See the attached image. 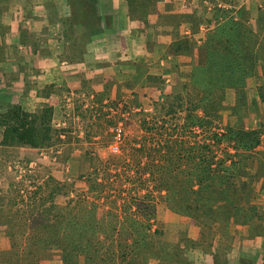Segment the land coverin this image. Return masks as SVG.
<instances>
[{
  "label": "rangeland",
  "instance_id": "obj_1",
  "mask_svg": "<svg viewBox=\"0 0 264 264\" xmlns=\"http://www.w3.org/2000/svg\"><path fill=\"white\" fill-rule=\"evenodd\" d=\"M8 1L17 2V7L8 10L4 6ZM54 2L63 3L65 12L60 7L52 12ZM87 2L0 0V15L6 12L9 21L0 25V31L7 38L9 33L19 38L17 43L7 41L6 47L19 53L23 68L30 65L22 70L26 80L21 89L14 88L15 72L0 74V112L10 104L28 112L48 107L52 131L51 143L44 147L0 144L6 148H0V250L10 247L7 224L14 232L12 242L24 250L26 241L18 233L28 232V214L51 205H84L103 221L98 240L104 245L97 246L103 264H119L120 253L129 249L134 250L133 264H213L208 244L212 251L223 250V264H241L242 258L264 264V65L259 63L262 66L243 75L242 82L230 85V75H240L238 71L233 66L230 72L222 56L214 52L210 59L204 49L209 38H217L221 41L218 49L228 58L240 60L245 47L258 56L264 54V0ZM38 7L45 10L41 18L48 21L47 30V26L36 29L33 25ZM152 14L155 20L149 22ZM88 19L91 23L82 25ZM159 26L169 30L161 41L153 40L150 34ZM120 30L127 34L124 39L116 33ZM141 33L146 37L144 45L138 40ZM100 37L103 40L94 39ZM216 41L209 43L213 51ZM138 47L139 55L131 57ZM49 48L54 51L51 58L46 56ZM88 53L89 58H84ZM49 59L61 72L80 59L88 62V69L76 87L63 79L37 85L36 80L45 78L49 67L44 63ZM7 75L11 79L5 80ZM192 112L204 116L202 126L189 125ZM184 122L188 124L183 126ZM227 125L257 131L255 146L242 153L249 164L245 171L253 176L244 204L253 206L255 214L248 224H230L227 237L215 233L206 241L207 233L203 236L196 221L166 207L164 190L156 187L160 176L143 167L150 164L152 169L158 160L151 153L154 157L149 161L148 148L159 146L169 136L210 143L211 133L219 135ZM218 148L234 152L225 141ZM210 149L219 155V150ZM247 177L243 173L241 180ZM256 214L262 215L260 220ZM49 250L37 254L35 264H86L81 255L63 262L56 248Z\"/></svg>",
  "mask_w": 264,
  "mask_h": 264
},
{
  "label": "trees",
  "instance_id": "obj_2",
  "mask_svg": "<svg viewBox=\"0 0 264 264\" xmlns=\"http://www.w3.org/2000/svg\"><path fill=\"white\" fill-rule=\"evenodd\" d=\"M74 1L76 2V0ZM93 1L89 0L90 3H87L93 5ZM88 12L92 17L91 11ZM89 21L90 19L85 20L82 25L90 24ZM84 32L87 34L85 30ZM217 32L215 30L213 34L215 35ZM216 40L217 38L212 40L209 38L204 49H206L210 59L214 52H217L216 56H222V60H225L224 63H229L230 72H232L233 66L234 71H238L240 75L233 76V78L230 75V85L242 82V76L245 77L253 73L259 63L264 65V54L259 56L253 54L251 49L247 47H245L246 51L239 55L240 60H237L235 56L232 59L226 57V54L218 49L221 48V41ZM211 41H216L215 46L217 48L215 51L210 48L209 43ZM208 49L210 50L208 51ZM216 56L214 57L216 58ZM217 60L219 59L216 58ZM226 60L230 61L227 62ZM207 63L209 64L210 61ZM203 107L205 108V106ZM196 108L197 106H195ZM49 118L50 108L48 107H43L37 112H28L18 104L7 105L5 110L0 112V144L28 147L47 146L51 143L52 138ZM187 118L189 119V115ZM203 118L204 116L192 112L189 125L202 126ZM182 124L186 126L188 123ZM210 139H212L210 143L199 144L195 140L190 142L183 135L171 138L169 136L159 146L147 147L146 155L149 161L154 155L158 160L155 163L151 162L153 163L152 169H150V164L143 167V170L148 169L150 174H153V169L156 170L157 175L160 176L156 181L158 183L156 187L164 190L163 200L166 207L173 212H182L196 221L200 229L203 230V236L207 233L206 241H209L215 233L225 238L227 237L226 228L230 224H248L253 218L255 214L253 206L244 204L252 191L251 180L253 176L245 171V167L249 164H245V154L242 157V153L252 149L258 141L257 131L244 130L241 127L234 128L229 125L225 126L224 132L222 131L219 135L216 132L211 133ZM220 141H225L226 146L229 145L234 149V152L229 153L224 148H218ZM141 146L146 147L145 144H141ZM211 146L214 147V152L219 150V155L212 152ZM151 153L154 155L151 156ZM243 173H246L248 177L241 180ZM242 196H244V200H242ZM243 205H247V207ZM44 210L49 211L48 216L40 214ZM36 212L38 214H28L30 216L28 232L26 234L24 231L18 233V237L26 241L25 251L22 248L19 249V245L12 242L14 234L12 226L6 225L8 229L5 233L10 239V247L5 251L0 250V262L5 264H35L39 257L37 254L42 253L44 249L47 253L50 251L49 247L53 246L63 262L71 259V257L81 255L86 264H103L101 262L103 253L99 250L104 245V241L98 240V233L104 230L102 229L103 221L95 215L92 208L86 209L84 205L82 208L73 206L57 208L51 205L48 209L37 208ZM256 215L257 219L260 220L262 215ZM250 233L253 232L250 230ZM136 241L140 242L142 238ZM125 242L122 241L124 245ZM128 247L130 246L128 245ZM209 247L210 244H208V254H210L213 264H223V250L217 248L212 251ZM132 251L134 250L129 249L128 253L127 251L120 253L119 264H133ZM150 252L151 249L149 248L148 253ZM113 258H117V255ZM239 262L241 264H255L254 258L247 261L242 258Z\"/></svg>",
  "mask_w": 264,
  "mask_h": 264
},
{
  "label": "crops",
  "instance_id": "obj_3",
  "mask_svg": "<svg viewBox=\"0 0 264 264\" xmlns=\"http://www.w3.org/2000/svg\"><path fill=\"white\" fill-rule=\"evenodd\" d=\"M16 4H17V2L14 3V1H8V2H6V4L4 6H6L7 9L9 10V9H12V7H14V6L17 7ZM61 4L55 3L56 6L53 5V7H51L50 9H52V12H53L54 10H56L55 9L56 7H57V9L60 7L62 9H64V12H65V10H66L67 7L65 5H63V3H61ZM42 8L38 7V10H37L38 13H37V15L39 17L35 21H33V25H34V27L36 29H39L40 27L47 26V28H46V30H47L49 23L46 20V18H44V17L41 18L42 16H44V13H45L44 8L43 9ZM161 8L162 7L160 6V9ZM31 11H33L35 13V11L33 9H31ZM2 14L3 15H0V25H4V24L7 25L9 23L8 18H7V13L6 12H3ZM8 14H9V12H8ZM149 18H150L149 22H153L155 20V15L152 14V15H150L148 17V19ZM55 21L56 20H52V22H55ZM158 28H159V30L157 32L152 33V34L149 33V34L151 35L152 39H153V37H155L154 38L155 40L161 41L162 40L161 35L163 33L168 32L167 29L169 30V27H167V26H164V27L159 26ZM1 33L3 35L2 36L3 38L2 39L0 38V47H1L0 48V74H2V73L6 74L10 70H12V72H15L14 88L19 87L21 89V87H20V85L22 84L21 82L26 80V77H25V79L22 78V74L26 73V71H22V70L23 69L24 70H28V68L30 67V65L26 64V67L27 68H23V64H22V61L23 60H19L18 61L19 58H17V57H21V56H19V53L16 52V51L15 52L11 51L10 50L11 47H6V45L8 44V43H6L7 41L8 42L10 41V43H14V42H16L17 39H19L17 37V34L16 33H9V37L7 38L6 35L4 36V31L1 32ZM116 33L118 35L122 36V39H124V37H123L124 35L125 36L127 35V34H125L126 32L124 30L123 31L120 30V31H118ZM144 33H141L140 36L138 37V40H139V42L142 45H144L143 41L146 40V37H145V34L146 33L145 34ZM82 38H84V37L82 36ZM100 38H94V39L103 40L102 37H100ZM98 40H96V41H98ZM119 43H120V45H122L121 44V43H123L122 40H120ZM98 46H100V45H98ZM96 49H98V48H96ZM49 50L50 51H47L48 53L46 54V56L49 57V58H51V57L54 56V51L52 50V48H49ZM115 50H117V48ZM80 52L81 53L79 55L82 56V50H80ZM140 52H141V50L138 47V49L136 51L134 50L133 52H131V55H132L131 57H133V55H139ZM89 55H90V53H88L87 55H84V58L85 57H88L89 58ZM95 55L93 53V56H95ZM13 58H16V60H13ZM88 58L86 59L87 61H88ZM86 60H84V62L82 63V59H80V62H77L74 65H67V69H65V72L59 71V69L57 67L55 68V66H54V64H53V62H52L51 59L46 60V63H44V65L47 66V67H49V69H47L48 71H47V73L45 75V78L44 79H41L40 78V79L36 80V83H37V85H42L44 83L47 84V83H49L51 81H56L58 79H60V80L63 79L68 86H70V87H76V86L79 85L80 78H82V72H84L83 70L84 69H86V70L88 69V66L85 65V64L88 63ZM110 67H112L111 64H110ZM126 70L127 69H125V71ZM84 75H86V73H84ZM1 78H2V76H1ZM28 78H29V76H27V79ZM6 79H11V77H9L7 75V78H5V80ZM0 148H1V151H4L6 149L5 147H0ZM21 150L28 151V150H24L23 148H20V151ZM30 151L32 152L33 150H30Z\"/></svg>",
  "mask_w": 264,
  "mask_h": 264
},
{
  "label": "built area",
  "instance_id": "obj_4",
  "mask_svg": "<svg viewBox=\"0 0 264 264\" xmlns=\"http://www.w3.org/2000/svg\"><path fill=\"white\" fill-rule=\"evenodd\" d=\"M116 134L118 135V133H116ZM117 139H118V138H117ZM112 148H113V150H116V146H115V145H114Z\"/></svg>",
  "mask_w": 264,
  "mask_h": 264
}]
</instances>
